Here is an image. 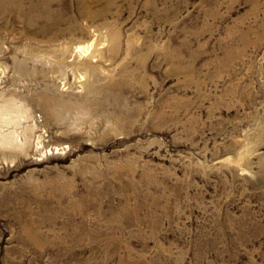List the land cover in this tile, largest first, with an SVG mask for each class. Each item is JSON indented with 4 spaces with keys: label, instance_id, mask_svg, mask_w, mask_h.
Listing matches in <instances>:
<instances>
[{
    "label": "rangeland",
    "instance_id": "374dc122",
    "mask_svg": "<svg viewBox=\"0 0 264 264\" xmlns=\"http://www.w3.org/2000/svg\"><path fill=\"white\" fill-rule=\"evenodd\" d=\"M4 2L0 264H264V0Z\"/></svg>",
    "mask_w": 264,
    "mask_h": 264
},
{
    "label": "bare ground",
    "instance_id": "6f19581e",
    "mask_svg": "<svg viewBox=\"0 0 264 264\" xmlns=\"http://www.w3.org/2000/svg\"><path fill=\"white\" fill-rule=\"evenodd\" d=\"M6 1L8 5H13L14 8L17 7L18 9L30 10V15L24 17L21 11H17V16L20 19L23 18L27 22V24L40 22L41 20H44L46 21V23L47 22L50 23L51 25L50 28L55 32L58 38L70 36L71 40H74V42H72L70 46H65V49L66 51L70 50L68 55L71 58L75 55H79V57L98 56L100 53V52L97 53L99 49L103 48V46L106 45L105 41L107 40L106 37H108V35H106V33L104 32L102 37L101 34L96 30L90 31L88 41H84L82 37L75 39V36H77L78 32L84 31V29L87 30L86 24L85 23H84L85 25L82 24L83 23L82 20L79 21V19L76 18L74 19L71 16L73 13L71 15L69 13L63 14L57 8H54L52 5H50L51 3H55L57 0H45V5L49 2V5L47 7H43L41 3L42 0H30V1L6 0ZM77 1L79 4L78 16L81 19L84 18L93 19L94 15L100 16L102 18L103 16H105V14L109 11L108 9L110 8L108 6L109 4L106 3L103 4V0H77ZM7 3L4 2L5 4L4 7L6 9L9 8L7 6ZM111 33L113 35L110 36L112 37V41H110L111 42L110 48L118 50V46H120L121 40L115 32H111Z\"/></svg>",
    "mask_w": 264,
    "mask_h": 264
}]
</instances>
